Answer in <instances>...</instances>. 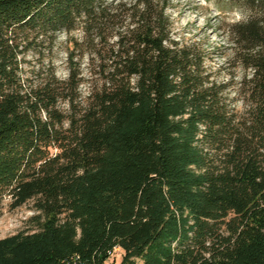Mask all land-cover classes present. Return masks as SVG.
<instances>
[{
    "label": "trees",
    "instance_id": "1",
    "mask_svg": "<svg viewBox=\"0 0 264 264\" xmlns=\"http://www.w3.org/2000/svg\"><path fill=\"white\" fill-rule=\"evenodd\" d=\"M213 1L243 16L240 112L173 39L169 0H0V214L38 213L0 264H105L116 246L121 264H264V0ZM60 35L68 78L31 83L24 54Z\"/></svg>",
    "mask_w": 264,
    "mask_h": 264
},
{
    "label": "rangeland",
    "instance_id": "2",
    "mask_svg": "<svg viewBox=\"0 0 264 264\" xmlns=\"http://www.w3.org/2000/svg\"><path fill=\"white\" fill-rule=\"evenodd\" d=\"M168 14L172 22V36L182 44L192 46L204 59V66L212 79L229 83L228 95L231 105L237 111L243 110V99L237 95L240 83L246 74L235 60V44L230 35L231 26L240 22L242 14L217 7L213 0H169ZM66 37L60 35L57 42L37 44L23 56V76L31 83L48 78L51 72L65 80L68 78V46ZM85 61L82 73L87 76ZM82 98L87 97L88 86L80 88ZM64 106V105H63ZM12 201L6 198L0 214V239L19 233L32 234L37 230L38 215L34 210V202L13 209ZM105 264H121L125 251L114 247Z\"/></svg>",
    "mask_w": 264,
    "mask_h": 264
},
{
    "label": "built area",
    "instance_id": "3",
    "mask_svg": "<svg viewBox=\"0 0 264 264\" xmlns=\"http://www.w3.org/2000/svg\"><path fill=\"white\" fill-rule=\"evenodd\" d=\"M111 256L113 255V254H110Z\"/></svg>",
    "mask_w": 264,
    "mask_h": 264
}]
</instances>
